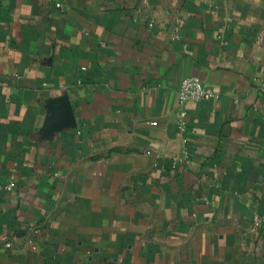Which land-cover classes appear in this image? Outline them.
I'll use <instances>...</instances> for the list:
<instances>
[{"label": "crops", "instance_id": "obj_1", "mask_svg": "<svg viewBox=\"0 0 264 264\" xmlns=\"http://www.w3.org/2000/svg\"><path fill=\"white\" fill-rule=\"evenodd\" d=\"M263 175L264 0H0V264H264Z\"/></svg>", "mask_w": 264, "mask_h": 264}, {"label": "built area", "instance_id": "obj_2", "mask_svg": "<svg viewBox=\"0 0 264 264\" xmlns=\"http://www.w3.org/2000/svg\"><path fill=\"white\" fill-rule=\"evenodd\" d=\"M57 6H61V3H57ZM218 92L212 87L203 83L202 79L199 76H188L182 79L180 83V88L178 92V98L180 104H184L187 101H199L203 99H213L218 98ZM187 113L184 109L179 111V127L183 129L185 127V117ZM264 176V175H263ZM13 188L12 184H2L0 183V194L4 190H11ZM255 222L257 224H264V215L257 214L255 216ZM33 230L38 231L35 226L32 225ZM32 244L33 249L36 248L33 244V240H28ZM14 242L8 237L0 235V245L6 248H12Z\"/></svg>", "mask_w": 264, "mask_h": 264}]
</instances>
